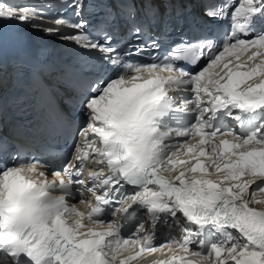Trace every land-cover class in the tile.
<instances>
[{
  "label": "snow or ice",
  "instance_id": "snow-or-ice-1",
  "mask_svg": "<svg viewBox=\"0 0 264 264\" xmlns=\"http://www.w3.org/2000/svg\"><path fill=\"white\" fill-rule=\"evenodd\" d=\"M67 6L79 19L0 4V21L49 35L66 26L75 33L63 39L103 54L60 77L73 92L67 113L37 81L53 130L74 141L62 170L49 179L24 146L0 142V264H131L157 252L167 258L153 264H264V0L206 9L174 49L156 0L121 5L132 25L122 46L108 31L114 13L101 42L87 31V0ZM216 20L229 21L223 35L207 26ZM86 165L96 167L85 178ZM76 195L84 210L69 205Z\"/></svg>",
  "mask_w": 264,
  "mask_h": 264
},
{
  "label": "bare ground",
  "instance_id": "bare-ground-1",
  "mask_svg": "<svg viewBox=\"0 0 264 264\" xmlns=\"http://www.w3.org/2000/svg\"><path fill=\"white\" fill-rule=\"evenodd\" d=\"M243 70H247V69H243ZM175 230V229H174ZM175 231H177V230H175ZM230 231H232L234 234H237L236 233V230H230ZM181 233V232H180ZM146 255H148V254H146Z\"/></svg>",
  "mask_w": 264,
  "mask_h": 264
}]
</instances>
